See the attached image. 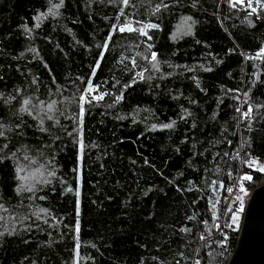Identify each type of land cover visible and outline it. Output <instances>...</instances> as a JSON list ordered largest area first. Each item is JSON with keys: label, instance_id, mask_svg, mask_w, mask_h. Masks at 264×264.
<instances>
[{"label": "trees", "instance_id": "16d2710c", "mask_svg": "<svg viewBox=\"0 0 264 264\" xmlns=\"http://www.w3.org/2000/svg\"><path fill=\"white\" fill-rule=\"evenodd\" d=\"M243 2L0 0V264L226 263L264 179V0Z\"/></svg>", "mask_w": 264, "mask_h": 264}, {"label": "water", "instance_id": "95a60500", "mask_svg": "<svg viewBox=\"0 0 264 264\" xmlns=\"http://www.w3.org/2000/svg\"><path fill=\"white\" fill-rule=\"evenodd\" d=\"M119 29L127 32L131 25ZM225 264H264V182L250 191L243 205L235 245Z\"/></svg>", "mask_w": 264, "mask_h": 264}, {"label": "rangeland", "instance_id": "374dc122", "mask_svg": "<svg viewBox=\"0 0 264 264\" xmlns=\"http://www.w3.org/2000/svg\"><path fill=\"white\" fill-rule=\"evenodd\" d=\"M234 1V0H233ZM245 2H248V1H245ZM244 3V2H243ZM127 24H130L129 22ZM126 25V23L124 24ZM131 25V24H130ZM121 26V25H120ZM140 31H143L142 28H139ZM261 53H258V55H260ZM25 101H28L27 104H25ZM22 110L24 112H29L33 115L34 118H37V120H41V113H42V105L39 101H37L35 99V97L33 95H29L26 100L23 101L22 103ZM263 164L264 165V161H261L260 164ZM24 165V163L21 164V166L19 167V173H18V179L22 182H25V180L28 178L29 180H31V176H35L37 175L38 173L36 171H33L32 168H26V166H24L21 170V173H20V168ZM264 169V167H262ZM236 181V180H235ZM262 184L264 182V179H262V181H260ZM235 183V182H234ZM22 184V183H21ZM259 184V185H260ZM257 185V186H259ZM252 189H248V188H245L244 191H241V193L239 195H236L235 196V203H233L232 206H234V211L232 212L231 214V217H230V222L232 225H234L235 227H237V229L239 228V225L241 223V218H242V210H241V205L243 206L245 201L247 200V197L250 193ZM234 188H233V185L232 187L229 189V193H228V197L226 198V204H225V207L226 205H230L231 202L230 200H232V197H233V193H234ZM239 197V199H237ZM233 201V200H232ZM237 202V204H236ZM243 209V207H242ZM233 217H237L236 220H233Z\"/></svg>", "mask_w": 264, "mask_h": 264}, {"label": "snow or ice", "instance_id": "6c2138e0", "mask_svg": "<svg viewBox=\"0 0 264 264\" xmlns=\"http://www.w3.org/2000/svg\"><path fill=\"white\" fill-rule=\"evenodd\" d=\"M124 2L127 3V0H124ZM258 2H259V0H258ZM235 3H243V0H235ZM62 4H63V0H60V5H57V7L62 6ZM249 6H251V0H249ZM252 11L255 12L256 9L252 8ZM129 30H131V29H129ZM153 59H155V54H153ZM27 103H28V101H25V104H27ZM53 103H55V102H53ZM48 108H49V110H51L52 105L51 104L48 105ZM166 127H171V125H166ZM262 170H264V169H262ZM244 179H251V177L250 176H245ZM241 191H244V189L241 188ZM237 199H239V197ZM242 207L243 206L241 205V210H242ZM236 219H237V217H233V220H236Z\"/></svg>", "mask_w": 264, "mask_h": 264}, {"label": "built area", "instance_id": "2783aa9c", "mask_svg": "<svg viewBox=\"0 0 264 264\" xmlns=\"http://www.w3.org/2000/svg\"><path fill=\"white\" fill-rule=\"evenodd\" d=\"M235 1V0H234ZM238 4H242V3H238ZM235 186H236V183H234V186H233V188H235Z\"/></svg>", "mask_w": 264, "mask_h": 264}]
</instances>
